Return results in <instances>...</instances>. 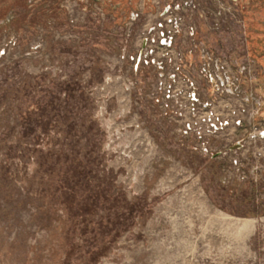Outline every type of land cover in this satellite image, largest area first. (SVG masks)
Returning a JSON list of instances; mask_svg holds the SVG:
<instances>
[{
  "label": "rangeland",
  "instance_id": "1",
  "mask_svg": "<svg viewBox=\"0 0 264 264\" xmlns=\"http://www.w3.org/2000/svg\"><path fill=\"white\" fill-rule=\"evenodd\" d=\"M166 1L0 0V264H264V0H178L246 109L203 137L142 55Z\"/></svg>",
  "mask_w": 264,
  "mask_h": 264
},
{
  "label": "built area",
  "instance_id": "2",
  "mask_svg": "<svg viewBox=\"0 0 264 264\" xmlns=\"http://www.w3.org/2000/svg\"><path fill=\"white\" fill-rule=\"evenodd\" d=\"M179 9L178 0L164 3L162 13L158 14L162 16L161 20L147 29L155 32V36L150 38L152 42L147 44V38H143L142 55L159 70V76L162 77L159 88L161 97L174 104L175 119L182 122L181 129L201 137L223 133L228 125H240L246 112L242 101L238 100V104L231 99L241 93L238 75L229 62L203 51L205 54H201L198 62L199 72L210 83L211 90H205L207 100L201 98L196 79L185 70L184 60L172 53L175 37L183 21L178 14ZM129 16L134 20L138 13L131 11ZM260 132L264 133L263 130ZM261 133L259 136L262 137Z\"/></svg>",
  "mask_w": 264,
  "mask_h": 264
},
{
  "label": "bare ground",
  "instance_id": "3",
  "mask_svg": "<svg viewBox=\"0 0 264 264\" xmlns=\"http://www.w3.org/2000/svg\"><path fill=\"white\" fill-rule=\"evenodd\" d=\"M262 136H264V135H262ZM247 222H248V220H244L243 223H242V227H245L246 228Z\"/></svg>",
  "mask_w": 264,
  "mask_h": 264
},
{
  "label": "water",
  "instance_id": "4",
  "mask_svg": "<svg viewBox=\"0 0 264 264\" xmlns=\"http://www.w3.org/2000/svg\"><path fill=\"white\" fill-rule=\"evenodd\" d=\"M262 135H264V133H262ZM235 147H240V143L238 142L237 145H235Z\"/></svg>",
  "mask_w": 264,
  "mask_h": 264
}]
</instances>
